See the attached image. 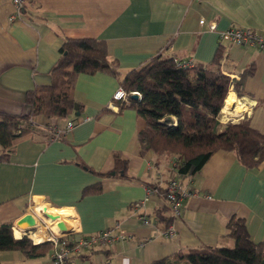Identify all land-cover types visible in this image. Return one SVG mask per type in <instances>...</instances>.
Masks as SVG:
<instances>
[{"label":"crops","instance_id":"0c3cea01","mask_svg":"<svg viewBox=\"0 0 264 264\" xmlns=\"http://www.w3.org/2000/svg\"><path fill=\"white\" fill-rule=\"evenodd\" d=\"M13 10L11 0H0V113L28 112L26 92L51 83L64 42L92 37L106 43L122 76L159 53L212 66L222 52V71L244 77V93L238 95L231 86L227 97L233 106L228 111L224 104L221 121L247 117L264 131V51L219 38L228 27L264 31V0H29L11 21ZM213 22L216 30L209 27ZM252 64L254 71L244 75ZM119 84L104 72L80 74L75 112L68 118L36 116V130L15 140L10 160L0 162V224L12 221L15 236L21 237L23 217L33 212L38 222L39 216L45 218L56 230L63 220L75 236L108 227L129 235L70 264H148L179 249L230 245L226 223L234 214L244 216L252 239L264 243V160L248 168L234 152L218 150L197 173L177 175L176 154L140 153L144 118L134 108L108 105ZM70 120L74 125L67 129ZM56 128L63 132L56 136ZM116 151L128 161L127 176L114 170ZM174 177L198 194L182 200V214L172 223L176 234L168 237L156 222V211L166 203L162 188ZM98 182L99 192L84 193ZM148 186L154 190L148 192ZM142 216L151 221L143 222ZM51 253L28 257L20 250H1L0 260L52 264Z\"/></svg>","mask_w":264,"mask_h":264},{"label":"trees","instance_id":"16d2710c","mask_svg":"<svg viewBox=\"0 0 264 264\" xmlns=\"http://www.w3.org/2000/svg\"><path fill=\"white\" fill-rule=\"evenodd\" d=\"M221 53L218 51L212 66L187 67L178 66L175 56L159 53L150 62L122 76L119 61L109 56L104 41L92 37L68 38L51 72V83L37 85L26 92L24 102L28 112L0 113V162L10 160L20 135L36 130V116L68 118L75 112L74 90L80 74L104 72L118 78L119 86L128 92L127 101H117L119 110L134 108L145 120L138 133L141 154H176L174 169L180 176L200 171L218 150L234 152L248 168L258 167L264 160V131L253 127L247 117L222 122L219 116L232 85L238 95L244 93V77L235 79L222 71ZM254 69L252 64L244 75ZM134 93L138 96L134 97ZM114 170L121 175L128 174V161L119 151L114 152ZM172 179L182 185L178 177ZM168 185L161 192L165 200ZM101 189L98 182L87 186L84 193ZM156 214V222L166 231L175 219L170 205L166 202ZM226 227V235L234 240L233 246L179 249L148 264H264V243L252 239L244 216L232 215ZM1 250H20L28 257H40L50 253L52 242L36 243L27 234L16 237L12 221H4L0 224ZM102 250L89 248L73 257H89Z\"/></svg>","mask_w":264,"mask_h":264},{"label":"built area","instance_id":"2783aa9c","mask_svg":"<svg viewBox=\"0 0 264 264\" xmlns=\"http://www.w3.org/2000/svg\"><path fill=\"white\" fill-rule=\"evenodd\" d=\"M13 3V12L10 14L9 19L11 21L17 19L24 9L29 0H11ZM201 23H205V19H201ZM209 27L213 30L217 29V24L215 22L209 24ZM220 40H229L235 45L239 46H256L264 51V31L260 29H254L244 26L228 27L224 30L219 31ZM175 61L178 66L187 67L193 66V60L183 61L175 57ZM140 96V95H139ZM127 101L128 92L122 87L118 86L115 90L111 101L109 102L110 107H116L117 101ZM116 105V106H115ZM231 118V117H230ZM229 118V119H230ZM74 125V121H68L67 129ZM63 132V131H62ZM60 129L55 130V135H60L62 133ZM177 164V162L175 163ZM152 191V188L148 186V192ZM198 191L193 187H184L180 184L177 179H172L168 185V192L166 197V202L170 205L173 214L179 217L182 214V200L189 196H195ZM210 197V195H207ZM140 202H136L139 205ZM143 222L149 223L151 220L147 216L141 217ZM38 219V218H37ZM40 219V216H39ZM157 220V219H156ZM39 229L38 225L34 230H31L27 234L34 242L41 241H51L52 242V253L51 262L52 264H70L73 256L82 253L84 250L89 248H108L112 246L113 243L124 240L129 237L127 232L121 231L115 233L113 228H104L93 234H82L75 236L73 231L64 232L61 229L53 230L50 232L46 231L48 236L43 240H36L32 234ZM22 233V232H21ZM166 236L171 237L176 234V230L171 224L165 231ZM93 264H101L100 262H93Z\"/></svg>","mask_w":264,"mask_h":264},{"label":"water","instance_id":"95a60500","mask_svg":"<svg viewBox=\"0 0 264 264\" xmlns=\"http://www.w3.org/2000/svg\"><path fill=\"white\" fill-rule=\"evenodd\" d=\"M133 96L137 97L138 93H134ZM78 107H79L78 104L75 103V108L77 109ZM113 173H115V172H113ZM50 216L52 218H54V219L57 218V216L54 215V214H50ZM23 220H24V222L26 224L24 233H27V232H29L31 230H34L37 227V225H38V219L36 217V214H34L33 212H27L24 215ZM57 226H58L59 229H61L64 232L73 231L72 226L70 224L64 222L63 220H59L57 222Z\"/></svg>","mask_w":264,"mask_h":264},{"label":"bare ground","instance_id":"6f19581e","mask_svg":"<svg viewBox=\"0 0 264 264\" xmlns=\"http://www.w3.org/2000/svg\"><path fill=\"white\" fill-rule=\"evenodd\" d=\"M227 100H226V102H225V110H230L231 108H232V106H233V100H232V98L231 97H227L226 98ZM224 109V108H223ZM242 109H241V107H238L237 108V111L239 112V111H241ZM37 209L38 210H40V207H37ZM44 220L47 222V220L44 218ZM48 223V222H47ZM44 226L43 225V223H40V222H38V227H39V229L35 232V233H33L32 235H33V237L36 239V240H43V239H45L47 236H48V234H47V232L45 231V226H44V229H42L40 226ZM53 230H56L55 228H53V227H51ZM16 230H17V228H16ZM57 231V230H56ZM43 234V235H42Z\"/></svg>","mask_w":264,"mask_h":264},{"label":"rangeland","instance_id":"374dc122","mask_svg":"<svg viewBox=\"0 0 264 264\" xmlns=\"http://www.w3.org/2000/svg\"><path fill=\"white\" fill-rule=\"evenodd\" d=\"M228 119V118H227ZM39 221L41 222V223H43V225L45 226V228L50 232L51 231V224L50 223H47L42 217H40V219H39ZM33 240V239H32ZM234 245V240H233V242H232V244H230V245H228V246H233Z\"/></svg>","mask_w":264,"mask_h":264}]
</instances>
